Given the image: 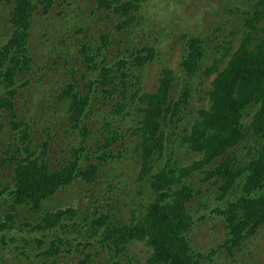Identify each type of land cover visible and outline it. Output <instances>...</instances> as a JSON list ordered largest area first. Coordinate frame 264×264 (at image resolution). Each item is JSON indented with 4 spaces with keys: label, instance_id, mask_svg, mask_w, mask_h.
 Listing matches in <instances>:
<instances>
[{
    "label": "trees",
    "instance_id": "obj_1",
    "mask_svg": "<svg viewBox=\"0 0 264 264\" xmlns=\"http://www.w3.org/2000/svg\"><path fill=\"white\" fill-rule=\"evenodd\" d=\"M64 1L69 2L58 3ZM78 1L77 9L91 2L100 16L88 19L89 23L78 15L69 18L73 28L70 38H61L60 45L51 41L44 46L51 53L41 54L43 64L35 69L33 55L29 56L31 18H37L34 12L39 5L48 13L54 0H0V7L4 2L10 10V28L1 25L0 32V264H14L15 257L10 253L7 258V252L18 249L23 253L34 242L43 244L46 230L52 229V259L41 264H61L54 257L60 245L67 244V253H76V246L64 237L66 226H79L80 220L88 222L83 228L100 240L99 252L92 250L93 254L103 253L98 264H200V257L220 249L228 256L240 252L239 262L247 264L244 246L264 225V29L258 28L264 21V0H259L260 8L249 12L250 17L226 20L230 26L241 20L239 43L233 48L229 41L214 38L217 56L210 65L205 64V34H180L183 80L188 83L214 73L204 91L206 105L193 110L188 109L193 87L186 83L181 87V77L169 66L161 69L154 92L139 88L143 67L159 55L157 44L132 47L142 40V28L134 23L141 20L137 12L143 0ZM113 15L118 19H111ZM103 20H107L108 29L89 36L86 28L94 31L91 26L95 28ZM151 27L147 22L149 34L163 33ZM223 28L220 23L208 31L216 33ZM235 33V29L229 32L231 36ZM116 38L125 43L124 50L108 58L104 52L118 44ZM64 49L67 54H61ZM49 55L53 57L48 59ZM56 102L62 107H56ZM133 102L140 104L137 119L128 118L124 110ZM192 112L195 115L188 126L180 131L170 129L172 123L187 120ZM246 113L250 114L248 123L243 121ZM125 119L133 124L120 125ZM69 124L72 127L66 131ZM127 130L137 136L131 149L138 152L140 164L132 180L135 185L130 189L116 186L110 174H105L99 188V160L126 156V148L121 153L118 144ZM74 132L79 138L69 142L72 157L55 166L49 156L52 145ZM92 134L102 140L100 154L86 152L91 162L83 167L81 156L86 148L82 140ZM183 146L200 157L180 165L176 151ZM11 164L12 173L4 176V168ZM90 176L94 191L85 204L77 208L53 205L60 189ZM194 180H212L215 198L222 201L212 211L221 214L224 238L207 253L194 252L188 235H180L191 229L189 205L208 199ZM113 189L125 204L111 201ZM121 206H127L133 215L122 223L110 212ZM139 206L144 210L136 215ZM66 215L71 222L65 221ZM88 238L81 231L73 237L85 248L93 244ZM135 241L150 249L144 261L130 245ZM86 255L91 258L92 253L86 250Z\"/></svg>",
    "mask_w": 264,
    "mask_h": 264
},
{
    "label": "rangeland",
    "instance_id": "obj_2",
    "mask_svg": "<svg viewBox=\"0 0 264 264\" xmlns=\"http://www.w3.org/2000/svg\"><path fill=\"white\" fill-rule=\"evenodd\" d=\"M59 1L60 0H54V4L49 5V11L46 14L43 13V8L39 5L36 12H34L35 14L37 13V18H31L34 19V22L31 25V50L29 52V56L33 55L35 69L41 67L43 64L41 54L46 56L51 53L50 49L44 48V46L50 44L51 41L58 44L62 42L60 40L61 38L62 40H68L70 38V32H73V28L70 26V19H72L75 15H78L79 19H87L86 22L89 23L88 19L95 20L100 16V13L95 10L94 5H92L91 2H87L85 8L82 6L77 9V5L79 3L78 0H69L68 3L67 1L58 3ZM260 7L261 3L259 0H143L141 9L137 12L138 18L141 20L134 23L139 24V27L142 28V40L139 42V45L132 47L135 48L143 45L151 46L157 44L155 47L156 52H159V55L143 67L145 70H143V77L139 74L140 84L138 83V85L139 88H141V91L154 92L157 87V79L160 75L161 69L163 66H169L174 70L178 77H181L182 82L179 83L181 87L182 84L184 85L185 83L193 87L188 103V109L193 110V108L206 105L208 98L204 91L209 89L210 80L213 78L214 73L209 76H198L196 78H192L188 81V83L186 79L183 80L184 77L179 64L182 59L181 56L184 52V46L178 40L180 39V34H205L203 37L205 38L206 43L208 42V54L205 56V64L210 65L213 61V57L217 56V51L213 48V44L215 42L214 38L218 42L222 40L229 41V44L232 45L233 48H236L239 43L242 27L241 20L236 21V24L233 26H230L226 20L244 19V17H250L249 12ZM9 13V5L2 2L0 7V32L2 31L1 25L5 28H10V24H7L8 15H10ZM66 13L69 17H65L63 15ZM113 17H111V19H118L115 15H113ZM75 18H77V16ZM107 20L97 22L95 28L91 26L94 31L91 29L89 31V29L86 28L89 36L95 34L98 35L100 29L102 31L108 29L106 26L108 25ZM147 22L152 25L151 28H160L164 35L163 33L149 34L145 28ZM220 23H223V30L217 31L216 33L211 30L208 31L209 27H214ZM258 28L264 29V21L258 26ZM231 29L236 30V33L233 34V36L229 34ZM167 31L171 32L170 36L167 35ZM5 37L6 36H3L2 42L5 41ZM116 41H118V44L115 43V45L110 46L104 52L108 58L115 56L118 51L124 50L125 43H119L120 40L117 38ZM67 53V50L64 49L61 54ZM52 57L53 55H49L48 59H51ZM73 63L74 62H70V64ZM221 66H223V64H221ZM195 86H197L196 89ZM99 98H101V96H99ZM92 102L98 103V100H93ZM57 107L60 108L59 105H57ZM139 107L140 104L138 102L130 103L124 109L128 112L127 117L130 119L139 118ZM194 115L195 113L192 112L187 116V120L172 123L170 129L176 128L180 131L182 127L188 126V121L192 119ZM249 118L250 114L246 113L243 121L248 123ZM131 124H133V120H129L128 122L125 119L120 122V125H124V127ZM70 127L71 125L69 124L64 127V129L67 131L71 129ZM95 127L96 125L91 128L94 129ZM123 132L126 136L124 135L125 138H121V141L118 144V149L121 150L122 153L124 148H126V156L123 158L122 155L121 158L117 157L116 159L109 158L105 161H102L101 159L99 160L102 162V167L97 170V176L100 181L98 185L99 188L102 183L105 182V174H110L116 186L123 185L125 188L130 189L135 185L132 180L135 178V174L137 175L140 164L138 162V152H132L131 149L135 145L137 136L132 135L130 130H127V133L126 131ZM78 135L79 134H75V132L69 135H64L63 138H58L55 144L52 145L49 156L55 166H57L60 161H65L67 158L72 157L71 144H69V142L77 140L79 138ZM82 142L86 148L84 151L85 153L81 156L82 166L86 167L90 164L89 162H91L87 160L86 152L93 151L96 153L98 151L96 154H100L98 147L102 143V140L101 138L97 139L96 136L92 134L89 137L84 138ZM176 153L181 159L179 163L180 165H185L200 157L198 153L195 154L192 153L190 149H185V146L176 151ZM132 154L133 157L131 159L130 156ZM241 154H244V151H242ZM12 167V164L7 165L3 170V175H10L12 173ZM113 177L116 178L113 179ZM89 179H91V176L87 180H76L64 189H60L53 198V200L56 201V204H52L60 206L61 208L68 207L69 205L77 208L79 205L82 206L85 204L86 199H90V196L94 191V182H89ZM194 182L199 189H201L204 193H207L208 199L206 198L202 204L196 203L189 205V211L192 216L198 218L195 219V223L190 229L188 237L194 247V252L200 251L202 253H207V251L211 248L216 249L217 245L224 238L225 228L222 221L219 219L221 214L212 211L213 207H217L218 205L221 206L222 201L215 198L216 187L214 183H212V180H207L205 182L194 180ZM118 195L117 191L113 189V191L110 192L111 201L113 203H118L120 201L125 204L122 197L118 198ZM121 207L122 208L120 209L110 211L114 214L111 217L120 223L126 222L129 220V217L131 218L133 216L129 213V208L127 206ZM136 209V215H138L140 211L144 210L141 206ZM199 215L204 216L201 218ZM69 218L70 216L66 217L65 221L71 222ZM80 221L79 226L75 224L71 225V223H68L66 226L64 237L69 238L71 242H73L70 244L76 246V249L74 248L76 253H67L69 245H60L57 248L54 257H56L61 264H98L100 263V259L104 257L103 253L100 255L93 254L92 250L95 253L99 252L100 240L97 235L90 234V231L83 228L82 225L89 224L88 222L84 223L83 220ZM54 230H46L47 235L43 244L34 242L30 246H26L23 253L16 249V251L12 250L7 252L6 257L9 258V254L11 253L15 257L14 264H41L43 262L50 261L52 257L49 247L54 244L51 242ZM78 231H81L87 238L89 234L91 235L88 240H90L93 244L90 245L89 248H85V246L80 247L76 243L78 239H73V237L78 234ZM182 233H186V230H183ZM130 245L132 246L133 251L139 255L143 261L150 253V249L141 242L135 241ZM86 250L92 253L91 258L86 255ZM223 251L224 250L220 249L215 254H208L204 257H200V264H241L239 262V259L242 257L240 252L234 256H228ZM243 256L246 258L247 264H264V225L260 226L255 234H251L250 237H248V243L244 246ZM83 259H86V262H80Z\"/></svg>",
    "mask_w": 264,
    "mask_h": 264
},
{
    "label": "clouds",
    "instance_id": "obj_3",
    "mask_svg": "<svg viewBox=\"0 0 264 264\" xmlns=\"http://www.w3.org/2000/svg\"><path fill=\"white\" fill-rule=\"evenodd\" d=\"M59 94H61V93H59ZM57 105H59V107H62V104L59 103V102H56V107H57ZM63 107H65V105H63ZM249 120H250V118H249ZM70 125H71V124H70ZM71 127H72V125H71ZM191 152H192V153H196L195 151L193 152L192 150H191ZM179 163H180V160H179ZM205 194H207V193H205ZM197 218H198V217H193V222H192L191 228L193 227V224L195 223V219H197ZM181 233H182V232H181ZM188 233H189V232H186V233H182V234H180V235H185V236H187Z\"/></svg>",
    "mask_w": 264,
    "mask_h": 264
}]
</instances>
